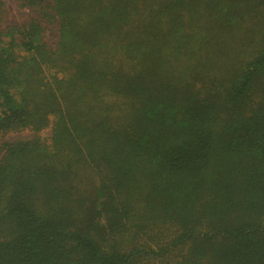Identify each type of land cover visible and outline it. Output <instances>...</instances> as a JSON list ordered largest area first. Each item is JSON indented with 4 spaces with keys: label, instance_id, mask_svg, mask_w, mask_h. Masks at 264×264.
Returning <instances> with one entry per match:
<instances>
[{
    "label": "trees",
    "instance_id": "16d2710c",
    "mask_svg": "<svg viewBox=\"0 0 264 264\" xmlns=\"http://www.w3.org/2000/svg\"><path fill=\"white\" fill-rule=\"evenodd\" d=\"M8 1L0 264H264V0Z\"/></svg>",
    "mask_w": 264,
    "mask_h": 264
},
{
    "label": "rangeland",
    "instance_id": "374dc122",
    "mask_svg": "<svg viewBox=\"0 0 264 264\" xmlns=\"http://www.w3.org/2000/svg\"><path fill=\"white\" fill-rule=\"evenodd\" d=\"M7 6L9 7L8 9H9V11L11 13V16L15 15L18 18H22L23 17L21 15L22 14L21 13L22 10H18L17 9L18 7L15 6L13 1L9 0L8 3H7ZM43 133L46 134V131L44 130ZM29 136H30V132L29 131H22L20 133H14V134L8 133L6 135V138H10V139L23 138V139H25V138H28Z\"/></svg>",
    "mask_w": 264,
    "mask_h": 264
}]
</instances>
